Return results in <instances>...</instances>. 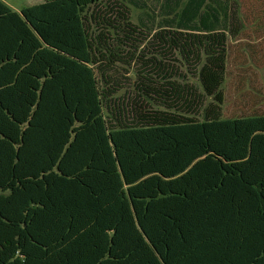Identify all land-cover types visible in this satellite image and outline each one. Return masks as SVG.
<instances>
[{
  "label": "trees",
  "instance_id": "obj_1",
  "mask_svg": "<svg viewBox=\"0 0 264 264\" xmlns=\"http://www.w3.org/2000/svg\"><path fill=\"white\" fill-rule=\"evenodd\" d=\"M111 1L123 8L0 0V264H264V113L223 117L221 13L168 0L160 25L177 30L151 36L202 64L205 106L139 59L152 19ZM137 61L136 97L110 121L114 70Z\"/></svg>",
  "mask_w": 264,
  "mask_h": 264
},
{
  "label": "rangeland",
  "instance_id": "obj_2",
  "mask_svg": "<svg viewBox=\"0 0 264 264\" xmlns=\"http://www.w3.org/2000/svg\"><path fill=\"white\" fill-rule=\"evenodd\" d=\"M189 0H176L174 8L181 11ZM13 10L20 12L25 7L38 5L43 0H4ZM111 2V3H110ZM121 2L109 0H99L98 5L103 12H107L108 6ZM129 13V19L134 25H141V22L149 21L144 33L142 44H139V59L143 61L156 60L167 63L170 70L174 68L175 81L178 84L191 86L198 93L203 95L205 106L214 102L213 97L205 95L203 87L199 79V71L201 65L196 66L193 62L194 58L188 60L178 50L174 52L163 51L158 40H154L151 36L155 32L163 29L172 30L160 25L162 16L160 13L166 12L168 0H135L126 3ZM174 5V3H173ZM103 6V7H101ZM123 8L120 4L118 5ZM203 11L211 12L216 9L221 13L223 24L222 28L226 31L228 40V64L226 80L222 86L225 96V102L222 105L223 117L232 118L250 115L253 112L264 113V0H204ZM94 6L91 7V11ZM98 25L95 30L99 32ZM103 29V28H101ZM147 36V37H146ZM141 61H137L132 65H119L113 73L116 79L115 87L112 92L114 95L108 100L104 112L108 120H112L113 115L111 109L114 105L125 102L131 104L136 97V84L139 82V70ZM153 110H171L167 105L159 102H151ZM174 112H185L178 106L172 108ZM187 114V113H186ZM264 199V185L261 194Z\"/></svg>",
  "mask_w": 264,
  "mask_h": 264
},
{
  "label": "crops",
  "instance_id": "obj_3",
  "mask_svg": "<svg viewBox=\"0 0 264 264\" xmlns=\"http://www.w3.org/2000/svg\"><path fill=\"white\" fill-rule=\"evenodd\" d=\"M2 1H4V0H2ZM6 1V0H5ZM45 2V0H43V2L42 3H44ZM42 3H40V4H42Z\"/></svg>",
  "mask_w": 264,
  "mask_h": 264
}]
</instances>
